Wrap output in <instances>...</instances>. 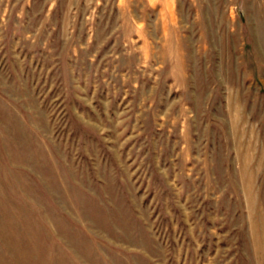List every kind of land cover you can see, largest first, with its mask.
<instances>
[{
	"label": "rangeland",
	"instance_id": "rangeland-1",
	"mask_svg": "<svg viewBox=\"0 0 264 264\" xmlns=\"http://www.w3.org/2000/svg\"><path fill=\"white\" fill-rule=\"evenodd\" d=\"M0 264H264V0H0Z\"/></svg>",
	"mask_w": 264,
	"mask_h": 264
}]
</instances>
